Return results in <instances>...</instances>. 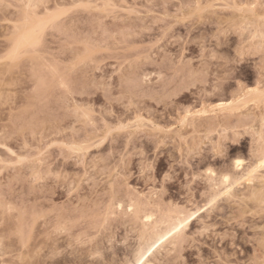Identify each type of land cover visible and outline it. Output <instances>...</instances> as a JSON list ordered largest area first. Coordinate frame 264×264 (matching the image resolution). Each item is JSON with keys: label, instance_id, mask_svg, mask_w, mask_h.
Instances as JSON below:
<instances>
[{"label": "rangeland", "instance_id": "374dc122", "mask_svg": "<svg viewBox=\"0 0 264 264\" xmlns=\"http://www.w3.org/2000/svg\"><path fill=\"white\" fill-rule=\"evenodd\" d=\"M9 2L15 5L27 0ZM47 2L51 8L57 5L71 8L76 4L95 6L73 9L68 24L75 25L78 37L97 44L99 58L95 67L99 71L95 75L98 78L106 76L110 82L119 83L121 72L130 74L152 95L167 98L165 103L151 98L140 101V116L146 126L135 145L143 151L145 162L152 163L153 177L141 176L137 163L127 182H123L114 175L118 162L114 159L109 173L103 174L98 183L92 176L83 179L85 164L94 168L96 163L92 157L113 147L119 153L121 141L94 148L88 157L74 158L69 147L95 139L100 128L65 118L67 102L61 94L58 75L63 68L49 71L40 65L34 72L30 64L13 69L0 66V145H3L0 147V193L7 192L13 203L23 204L30 199L31 206H35L38 202L42 213L55 211L46 222L35 223L30 241L31 255L35 259L46 264H129L134 261L141 241L143 227L139 215L152 213L154 219L162 220L170 216L175 206L191 212L205 206L212 194L221 190L218 189L219 179L224 173L244 174L250 166L256 165L264 152V142L259 135L264 104L258 95L250 96L247 91L256 88L261 80L257 60L247 54L260 43V24L258 19L255 22L250 19L248 10H235L245 4H259L261 0H199L214 5L213 9L205 14L203 21L187 22L183 13L178 20L173 14L179 5L195 4L197 0ZM165 4L169 7H163ZM105 5L111 7L105 8ZM7 11L6 17L0 12V18L11 21L4 24L0 19V45L6 42L5 37L11 34L10 29L15 28L20 18L15 8ZM248 24L251 25L248 31H242ZM220 25L231 29L232 33L218 45V54L234 57L238 48L242 52L240 62L231 66L233 79L217 87L215 78L225 71L222 62L217 60L206 66L210 69L209 76L194 83L193 72L200 69L201 61L200 48L192 41L200 36H207L210 41ZM49 37L50 47L52 43L59 45L58 41L51 40V33ZM57 62L66 63L59 59ZM41 77L44 86L33 93L37 86L34 78ZM104 102L103 89L74 99V104L91 105L96 111ZM132 117L135 119V112ZM107 119L111 122L112 118ZM166 129L171 131H162ZM157 145H160L159 152ZM21 158L23 163H19ZM236 159L244 161L243 169L233 170ZM98 163L104 166L103 160ZM169 167L174 169L175 175L164 184L162 174ZM260 170L262 174L264 171ZM49 172L59 174L62 179L49 178ZM109 174L113 179L106 186ZM38 176L44 179L38 182L35 179ZM88 180H92L91 185ZM158 181L163 188L159 194ZM74 182L75 190L72 189ZM242 184L234 197L220 198L215 208L213 205V209L190 222L186 232L189 237L205 225L213 229L211 236L205 233L198 238L200 252L206 254L213 242L226 254L232 252L235 243L241 255L245 254L242 258L255 251L251 243L244 241L264 228V218L249 199L260 189L253 191L249 184ZM69 191H72L71 196ZM28 193L32 194L30 198ZM131 203L134 206L129 211ZM3 219L4 210H0V220ZM62 222L68 224L69 230L56 233L57 224ZM218 234L219 237L231 234L235 239H221ZM9 243L5 242V248ZM5 248H0V253L5 259H11ZM37 250L39 255H36ZM25 254L27 256L28 252ZM185 255L191 261L197 259L199 253L190 247ZM171 259L172 252L164 253L155 264H169Z\"/></svg>", "mask_w": 264, "mask_h": 264}, {"label": "snow or ice", "instance_id": "6c2138e0", "mask_svg": "<svg viewBox=\"0 0 264 264\" xmlns=\"http://www.w3.org/2000/svg\"><path fill=\"white\" fill-rule=\"evenodd\" d=\"M93 7L95 6L92 4H76L71 8H62L59 5L51 8L47 0H27L26 3L15 5L9 0H0V12L4 13V17L8 15L7 10L13 8L20 14L15 28L10 29L11 34L5 37L6 42L0 45V53H2L0 54V66L13 69L30 64L34 72L40 65L45 66L49 71L63 68V71L59 72L58 75L60 77L61 94L67 102V108L64 112L65 118L69 121L75 119L85 122L92 128H100V133L95 139L84 143H73L69 147V151L74 158L88 157L94 148L100 149L109 143L115 145L117 140L121 141L119 153H116L113 147L98 157H92L96 166L90 168L85 164L83 179L92 176L98 183L103 174L109 173L114 159L118 161L114 175L123 182H127L129 173L137 167V163L140 175L145 179H151L154 172L152 163L145 162L143 151L135 145L136 139L145 130L146 126L140 116L142 107L140 101L141 99L151 98L154 101L165 103L167 98L162 99L161 96L152 95L139 80L130 74L125 75L121 72L119 83L110 82L106 76L98 78L95 75L99 71L95 67V63L99 58L97 44L91 39L78 37L75 25L68 24L73 9H91ZM108 7H111V5H105V8ZM163 7L168 8L169 5L165 4ZM213 7L212 4H203L197 0L195 4L179 5L178 11L173 16L178 20L180 14L183 13L186 22L188 20L203 21L205 14L210 13ZM257 9H259V12H257ZM235 10H248L250 19L253 22L258 19L260 24V43L255 48H250L247 54L257 60L261 80L256 88H248L247 91L250 96L253 94L258 95L259 101L264 104V0H261L259 4L242 5ZM0 19H3L4 24H11V21L6 18ZM250 26V24L245 25L242 31L247 32ZM222 29L223 25L216 27L210 41L207 36H200L192 41L200 48L199 58L201 61L200 69L193 72L194 83H199L204 77L209 76L210 69L206 66L217 60L222 62L225 69L222 76L218 75L215 78L217 87L222 82L233 79L231 66L240 62L242 52L238 48L234 57L218 54V45L232 33L231 29ZM49 33H51V40L58 41L59 45H63V47L55 43H52L50 47ZM57 33H60V35H56ZM236 34H239V31ZM73 40L76 42L72 43ZM58 59L66 61V63L60 65L57 62ZM89 68L91 71H84ZM144 79L145 81L148 80L147 77ZM34 83L37 86L32 90L33 93L44 86L42 77L38 80L34 78ZM189 86L193 85L190 84ZM241 87L244 86L241 85ZM98 89H103L105 97V102L99 111L93 109L91 105L74 104V99L77 96L88 95ZM133 112L136 113L135 119L132 117ZM108 117L112 118L111 122L107 119ZM5 119L7 122V117ZM162 131L170 132L171 129ZM259 135L262 142H264V119L261 120ZM162 143L163 141H160V145ZM160 145H157V152L160 150ZM0 147H3V145H0ZM49 147H52V145H49ZM12 155L15 156L16 153L13 152ZM99 160L104 161L103 167L99 165ZM23 162V158H21L19 163ZM242 163L243 161L237 159V168ZM260 168L264 169V160H262ZM255 172L256 168L249 172V184L252 183L251 177ZM174 175V169L169 167L168 171L162 174L163 183L167 184ZM48 177L56 181L62 179L59 174L54 175L52 172L48 173ZM35 179L40 182L44 178L38 176ZM112 179V175L109 174V179L105 182V185L107 186V183L112 182ZM224 179L227 181L228 177L225 176ZM88 183L91 185L92 180H88ZM156 188L157 194L163 191L159 181ZM72 189H76L75 182L72 184ZM31 195V193L27 194L29 198ZM68 195L71 196L72 191H69ZM249 199L252 206L264 218V178L261 179L259 193L254 194ZM211 206V204H208L200 211H207ZM40 207L38 202L37 205L31 206L30 199H26L23 204L10 202L7 192L0 193V210H4V219L0 220V226H2L0 227V248H5L6 241L10 242L5 250L8 251L11 257V259H5L3 253H0V264H46V262L37 260L31 255L30 241L36 221L44 220L46 222L51 215L56 213L54 210L51 214L42 213L39 210ZM197 215L199 213L189 214L178 227H173L169 232L168 236L172 237V259L169 264H264V228H261L258 233H254L251 239H245L244 243H251L255 249L246 258H242L245 254L241 255L240 251L236 249L235 243H233L232 252L226 254L224 251L218 250L216 242H213L211 249L204 254L199 250L198 238L205 233L211 236L212 227L205 225L199 228L191 237L186 233L187 225L196 219ZM68 230L69 227L66 222L58 223L55 228L56 233H64ZM218 238L235 239L231 234H226L225 237H219L218 234ZM165 239H168V237H165ZM190 247L196 253H199L198 258L191 261L185 255ZM26 251L28 252L27 256ZM233 253L235 254L233 255ZM36 255H39V250H37ZM139 264H143V261H140Z\"/></svg>", "mask_w": 264, "mask_h": 264}, {"label": "bare ground", "instance_id": "6f19581e", "mask_svg": "<svg viewBox=\"0 0 264 264\" xmlns=\"http://www.w3.org/2000/svg\"><path fill=\"white\" fill-rule=\"evenodd\" d=\"M261 147L263 148V146H261ZM262 153L260 154L261 157L260 156H259L260 158L258 157L259 160L256 161L257 162L256 165L250 166L244 174L240 175L239 173L236 172L239 175L235 176L230 172L224 173L219 179V182H220L219 185L221 184L220 186H222V187L219 188L220 186L218 187V185L215 184L218 187V189H221V190H219V192H217V190H216L217 193L215 192L214 195L212 194V196H213V197L211 196L212 199L210 198L211 199L210 201L207 200L208 202H206L207 204H205V206L203 205L202 207H199L195 211H192V212L190 210H189L190 211L189 212L188 209L186 208L189 213L184 209V207H182V206L176 207L175 206L174 209H171V210L169 209L170 212H172V213L170 214V216L168 215L169 216V217H167L168 219L166 218V219H162V220L154 219V216L152 213H145L143 215H139V216H141L140 219H141V223H142V227H143L142 228V234L140 233L141 238H139V240H141V241H139V245H138L137 249L135 250V255L133 258L134 261L130 262L129 264H139L140 261H143V264H155V262L159 260L160 255L162 256V254H164V253L169 254L170 252H172V247H171L172 237H169L168 234L173 229V227H178L179 224L183 222L184 218L186 216H188L189 214H196V213H199V215H201V213L204 214L207 211L202 212L200 210L205 208L208 204L212 205L211 206L212 208H209L211 210V209H213V205H215L214 206V208H215L217 203H219L217 201H221L220 198L232 197L233 195H236L235 193L238 192L237 190L240 188V185L242 183H243L242 185H246V183L249 184L248 174H249V172H251V170L253 168H256V172L252 175V177H251L252 183L249 184L248 187L251 186L253 191H257V189H255V188L260 189L261 179L264 178V172L262 174L259 173V172H262V170H260L261 169L260 164H261L262 160H264V152H262ZM236 160L234 161V167L232 166L233 170L234 169L235 170L243 169V163L239 168H237ZM239 160L243 161L242 159H239ZM263 171H264V169H263ZM210 173H212L213 175L215 174L213 171H211ZM240 173H243V172L241 171ZM225 176L228 177L227 181H225V179H224ZM211 180H214V179H211ZM214 183L212 182L213 186H215ZM216 183H218V182H216ZM216 186H215V188H216ZM238 186H239V188L237 189ZM225 193H227V194H225ZM213 201H215V202L213 203ZM140 203L138 205H140ZM142 204H144V203H142ZM129 206L132 210V207L134 206V204L131 203ZM141 207H143V206H141ZM168 214H169V212H168ZM199 215H197L196 217L199 218ZM201 217H202V215H201ZM192 221H195V219ZM189 225H190V223L187 225L186 232L189 229ZM163 226H165V227H163ZM165 237H168V239H165Z\"/></svg>", "mask_w": 264, "mask_h": 264}]
</instances>
